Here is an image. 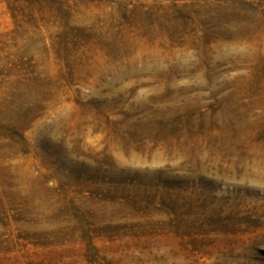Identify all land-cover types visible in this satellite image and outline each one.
Instances as JSON below:
<instances>
[{
  "label": "rangeland",
  "instance_id": "obj_1",
  "mask_svg": "<svg viewBox=\"0 0 264 264\" xmlns=\"http://www.w3.org/2000/svg\"><path fill=\"white\" fill-rule=\"evenodd\" d=\"M0 264H264V0H0Z\"/></svg>",
  "mask_w": 264,
  "mask_h": 264
}]
</instances>
